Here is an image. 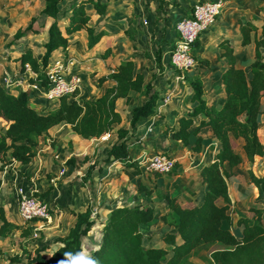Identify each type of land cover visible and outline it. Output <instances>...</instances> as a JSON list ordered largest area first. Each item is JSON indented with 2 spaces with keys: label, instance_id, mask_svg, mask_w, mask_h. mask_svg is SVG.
<instances>
[{
  "label": "trees",
  "instance_id": "obj_1",
  "mask_svg": "<svg viewBox=\"0 0 264 264\" xmlns=\"http://www.w3.org/2000/svg\"><path fill=\"white\" fill-rule=\"evenodd\" d=\"M161 0L158 8H162ZM42 8L19 34L40 33L47 25V37L42 42V54L37 57L33 51L25 47L15 57L18 61V72L25 73L28 64L35 76L29 78V83L47 87L49 84L46 67L54 51L66 49L69 46V36L78 31H84L87 36L88 49L96 45L104 35L102 30H96L90 24L91 17L88 7L98 15H105L109 0H42ZM191 10V8H190ZM37 23V26H35ZM242 45L252 41L250 33L254 32V59L246 69L236 67L233 62V47L227 40L219 43L223 48L221 56L229 58V65L221 74L224 88V99L220 106L208 104L203 98V82L198 71L190 77L182 78L192 90L190 95L191 110L178 116L174 125H164L163 130L171 133L175 140L183 145L189 144L191 135L196 138L191 146L199 151L202 137L199 131L203 127L210 130L212 138L219 143L214 160L204 165L200 171L202 183L206 184L203 200L200 204L193 202L194 195L184 189L183 201L168 192L155 191L143 184L138 187L139 193L151 196L153 193L159 199L165 200V211L161 215L163 222V245H146L141 226L154 218V208L150 204L135 202L131 205H119L111 208L104 220H101V238L85 258H81L83 239L92 230L98 220L97 214L92 216V209L84 210L68 208L75 220L68 228L65 236H58L54 243L57 248L49 255L44 251L48 245L23 248L25 264H188V258L201 250L207 251L203 264H264V225L251 224L248 217L240 216L235 224L242 225L241 235H235L224 228L222 222L233 223L229 212L227 178L232 174L223 164L230 168L243 162L242 155L235 149V141L242 139V152L248 161H253L255 155H264V143L258 135L261 106L264 100V21L256 26L250 21L240 22ZM258 35H260L258 37ZM159 46L155 53L156 65L161 67L163 47L172 49L174 43L161 33ZM110 48L106 47L102 58H106ZM207 64V61H200ZM169 72H176L169 69ZM146 73L135 68L132 58L119 61L110 68L106 76L94 78L98 85L109 80L112 85L106 86L104 92L96 98L79 100L77 92L61 96L54 109L38 111L29 104L28 90L18 86L8 88L0 82V118L5 126L0 128V185L1 172L11 163L17 161L28 164L35 157L37 148L46 143L49 129L61 122L70 125L72 131L82 138L100 137L110 131L115 132L116 140L111 144L102 158L103 163L118 161L123 167L139 166L138 159L133 158L129 150L140 144L133 133V128L145 118L155 115L154 107L158 91L153 82H145ZM132 92L142 93L145 97L139 105L131 110L129 127L116 125L121 122V114L116 108L118 98L129 99ZM200 115L199 120L195 117ZM264 135V129H263ZM49 143V142H48ZM168 153L167 151H164ZM84 158L82 162H86ZM64 164L77 167V158L69 156ZM178 163L167 173L176 175ZM90 169V168H89ZM90 171V170H89ZM99 171H101L99 169ZM88 172V171H87ZM250 180L258 190L264 191V176L255 177L250 174ZM189 193L190 196L187 195ZM44 196L47 192L37 194ZM223 200L225 204H219ZM256 215L264 211L251 208ZM12 221L0 206V236L5 237L9 230H19L22 236H30L32 226ZM3 250L0 248V256ZM9 260L16 262L18 255Z\"/></svg>",
  "mask_w": 264,
  "mask_h": 264
},
{
  "label": "crops",
  "instance_id": "obj_2",
  "mask_svg": "<svg viewBox=\"0 0 264 264\" xmlns=\"http://www.w3.org/2000/svg\"><path fill=\"white\" fill-rule=\"evenodd\" d=\"M42 5V0H0V82L3 85H5L4 78L6 77L10 78L13 81L19 78V80L23 82H29L28 79L34 77V73L32 71H25V73L22 74L18 72V61L15 60V57H17L25 47L30 48L33 51V54L37 57L42 54V42L47 37V26L50 23L51 19L47 20V25L42 28L40 33H29L24 36L21 35L18 38H15V36L19 34L20 30H23L26 27L33 16L37 15L38 11L42 8ZM189 13L190 8L184 10L182 17L189 15ZM172 17L175 19V21L178 19L176 14H174ZM246 21H250L256 26H260L263 23L264 0H225V4L220 14L217 16L215 23L210 28L205 30L194 44L193 52L198 61V67L195 71H198L199 78L204 84L203 98L208 104L220 106L225 96L223 84L221 82V74L229 65V58L227 56H221L223 52V48H220L219 46V43L221 41L227 40L233 47V62L235 63L236 67L246 69L250 66L254 59V32L250 33L252 39L250 43L246 45L241 44L242 34L240 31V22L244 23ZM174 23L175 22L169 24V33H165V38L168 40L169 46L171 45L170 43H174V41L176 40ZM35 26H37V23H35ZM84 33V31H78L70 35L69 46L66 49H58L54 51L51 55V58L67 57L74 60V71L80 73L83 78V87L77 94V98L81 97L83 99H88L84 98L82 95L87 88L88 70L90 69V67H93V64L91 63H93L92 61L94 57L90 55H92V53L96 51L98 43L102 40L100 39L96 46L93 48V51H91L92 53L89 54V58L82 60L84 57L88 56V52H86L87 50L85 49L87 48V36H85ZM103 36L101 38H103ZM259 36L260 35H258V37ZM167 49L168 46L163 47L162 56L168 58ZM103 61L108 64L111 61V57L107 56ZM200 61H207L208 63L200 64ZM169 69H172L170 64H168V66H165L164 70L162 69L164 72L160 75L162 77L164 76L167 88L160 89L155 85V83L154 85L155 89L158 91L157 100H159L160 96L163 94H171V100L168 105L161 111H156L154 107L157 113L155 115L143 118L139 122V124H137L133 128V133L138 136L140 144L134 148H131L129 150V153L133 158H138L143 153H148V151H167L168 149H170V152L172 153L171 155L176 159V162L178 163L176 171L179 172L181 169H184L189 172L187 173V177L183 180H180V177H183V175L185 174H182V176H172L169 184L170 186L167 187V189L171 192V195L177 196L180 200L183 201V195L181 193L175 194L172 193V191L175 188H179L181 189V191H184V189L186 188L191 192H194L193 196H190L189 193H187L188 196L193 198V202L196 204H200L203 200V194L206 190V184L202 183L201 181L200 171L204 165H207L214 160L215 154L219 149V143L212 138L209 128L203 127L199 131V134L202 137L201 148L199 151H194L192 150L191 146L196 138L195 135L190 136L188 145H183L180 140L173 139L171 133H167L163 130L164 125H174L177 121L178 116L185 113L186 111L191 110L192 108L190 102V95L192 93L191 88L182 80L176 81L174 77L175 72H169ZM108 72H110V70ZM108 72L101 75L106 76ZM194 72L188 73L187 77L193 75ZM107 81L103 82V84ZM110 85H112V82L104 86L94 84V88L99 92L97 97L104 92L106 86ZM14 86H18L21 89L20 84L15 83ZM28 92L29 104L31 107L38 111H45V109L48 108V103L50 102H47L43 98V96L39 92V89L33 88ZM54 108L55 107H52V109ZM200 118L201 116L198 115L195 117V120L197 121ZM258 119L259 123L260 120L262 123L261 126L259 125L258 131L261 129V132H263L264 104H262L261 106V112L258 115ZM64 125H68V129L72 131L69 124L61 122L49 129V136L51 135L52 137H54L55 129ZM4 126L5 121L0 118V127ZM72 133L73 140L79 141L78 139H85L80 135L74 133L73 131ZM48 138H46V143H43V147L39 148L38 146L36 155L30 163L21 164L17 161H14L8 168L1 172L2 183L0 185V206L3 207L7 216L8 213L13 209V207H16L17 205L15 198L16 191L18 189H29L31 187L32 182L28 181L27 178L22 177V174H30L29 179L33 180L35 178V175H37V173L40 171L41 165L43 163V157L40 155V151H48L49 149H51L49 145L50 143H48ZM85 140L102 141L100 137H92ZM236 141H238L240 145L238 152L243 157L242 163L249 165L248 167H245L246 170H243V168L241 167L242 163L232 168H230L226 162L223 164V167L226 170L235 171L237 174H231L226 180L229 198L228 206L230 215L233 218V223L228 224L226 221H223L222 226L231 230L235 235L240 236L243 226L235 224L234 221L236 218L240 216L248 217L251 224H256L260 221L264 222V213L261 216H258L250 210L251 208H259L264 211V191L258 190L256 185L250 180V174H253L255 177L264 176V155H255L253 161L250 162L246 159L245 155L242 152V139H238ZM262 142L264 143V137ZM132 151H135L136 155L132 154ZM115 163L119 162L113 161L109 163V165ZM68 167L62 166L63 169L61 170V173L67 174L69 171ZM121 167L123 166L121 165ZM105 171L107 170L103 169V172ZM98 172L99 169L97 170V173ZM191 173H194V180L198 179L199 181V184L196 185V187L191 184L192 178L189 177ZM57 178L58 177H54L53 179H51L52 183L53 180ZM136 179L137 183L141 181L142 184L145 185L143 173L138 174ZM147 179H149V177ZM158 179L159 178H157V180L155 181V184L157 185H159ZM149 187L152 188V185H150ZM82 189V191L78 192L80 194L79 197H77L76 195L72 196V194H68L67 192H65L62 197H60V201L58 203L60 206H64V208L60 209L58 217L61 218L64 215L69 217L68 223L65 226V234L61 236H65L67 234L68 228L75 220V217L68 211V208H73L75 210H84L88 206V202L91 201V197H93L91 193H89V191H87V193L84 191L83 187ZM162 192H166V190H163ZM56 193L60 195L61 192H59V189L55 186L53 195L57 198ZM88 194L89 196H87ZM100 194L101 192H99L98 194V199H101ZM130 197L131 196L129 195L128 198ZM132 198L133 200L131 202L124 203H115L114 200H111L110 198L109 201H111V203L107 202L104 205L105 213L101 217V219L99 221L97 220L96 222L104 220L111 208L119 205H131L135 202H141L144 204L147 203L153 206L154 218L152 221H154L157 214L156 206L158 205V203H161V209L159 212V218L161 219V215L164 213L166 205L164 199H159L155 193H153L151 196H147L145 193H139L137 189L134 192ZM219 204H225V202L223 200H219ZM244 208L246 209L244 210ZM152 221L141 226V231L143 234L144 232L142 229L144 227H148L152 223ZM100 227H102L101 223ZM85 237H88V235ZM85 237L83 239V242L86 239ZM100 238L101 232L99 235V239L95 242L93 248L98 245V243L100 242ZM57 246L58 244L56 245L55 249L57 248ZM86 256H83V258H85Z\"/></svg>",
  "mask_w": 264,
  "mask_h": 264
},
{
  "label": "rangeland",
  "instance_id": "obj_3",
  "mask_svg": "<svg viewBox=\"0 0 264 264\" xmlns=\"http://www.w3.org/2000/svg\"><path fill=\"white\" fill-rule=\"evenodd\" d=\"M160 1L109 0L105 15H98L94 9L90 6L88 7V13L91 17L90 24L96 30H102L106 36L101 38L102 41L98 43V47L93 53L91 51H93L96 45L92 49L85 48L88 56L82 60L89 58V54L91 53L92 55L90 56L94 58L93 63H91L93 67H90L88 70L87 88L82 95L84 98H95L99 94L93 86L97 84L94 78L104 76L101 74H106L117 62L129 57L133 59L137 70H142L146 73L145 82H153L160 89L167 88L164 76L162 77L160 75L164 72L165 66L169 64L168 58L165 56L161 58V67L163 70L155 62V53L157 46L160 44L161 33H169V24L175 22V19L172 17L174 14H176L177 18L182 17L184 10L191 8L199 0H164L162 2V8L159 9L158 4ZM144 21H147V24H144ZM84 34L86 36V33ZM106 47L110 48L108 57H111V61L108 64L103 61L105 58L101 57ZM185 77H187L186 73ZM110 82L107 81L100 85L104 86ZM144 97L142 93L132 92L128 100L125 98L117 99L116 108L121 114V122L116 127H129L131 110L134 106L139 105ZM78 99L82 100L83 98L80 97ZM48 104L49 106L45 110L52 109V107L56 106L57 102ZM261 124L260 120L259 125L261 126ZM111 133L112 137L107 140L90 141L78 139L79 141H76L73 140V133L68 129V125H64L55 129L54 137L49 136L48 142L50 143L51 149L48 151H40V155L43 157L40 171L35 175L33 180L29 179L30 174H22V177L32 182L31 187L24 190H34L37 194L47 192L42 197L46 198L51 206L50 218H44L36 224L24 225L25 227L34 226L38 232L37 236L32 235L33 229L31 235L28 237L22 236L20 231L16 229L9 230L5 237L0 236V247L3 250V255L0 256V264H25V257L22 253L23 248L31 249L34 246L48 245L49 248L44 251L45 255H49L55 249L57 244L54 243V239L57 236L65 234V226L69 218L66 215L61 218L58 217L60 209L64 208L58 202L65 192L79 197L80 194L78 192L83 190L82 187L85 192L89 191L93 197L88 202V206L92 209V216L97 214L98 221L105 213L104 205L107 202L111 203L109 201L110 198L115 203L131 202L133 200L134 192L142 184L141 181L137 183L136 178L138 174L143 173L145 186L149 187L152 185L155 191L162 192L166 190V192L171 193L167 187L170 186V180L174 176L172 174H159L142 170L140 164L136 168H127L121 167L119 163L112 165H109L111 162L108 164L103 163L102 158L111 144L116 140L115 132ZM258 135L263 140L264 135L261 129L258 131ZM41 147H43V143L39 145V148ZM239 148L238 141H235V149L238 151ZM155 152L158 151H148L147 154L151 155ZM167 152L172 154L170 149ZM132 154L136 155L135 151H132ZM71 155L77 158V167L72 168L67 166L69 168L68 173L62 174V166H66L64 161ZM84 158L87 160L86 163L82 162ZM248 165L242 163L241 167L243 170H246L245 167H248ZM98 169L101 171L97 173ZM103 169L107 171L103 172ZM188 172L187 170L181 169L179 172L176 171V175L182 176V174H185L183 177H180V180H183L187 177ZM231 172L232 174H237L235 171L231 170ZM54 177H58L53 180L55 185L51 181ZM148 177L149 179H147ZM189 177L192 178L191 184L196 187L199 181L198 179L194 180V173H191ZM157 178H159V185L155 184ZM55 186L61 192L60 195L56 193L57 198L53 195ZM178 189L175 188L172 193H181L182 195L185 193V191H181V189L178 191ZM99 192H101V199L97 198ZM129 195L131 196L130 198H128ZM156 208L157 214L154 221L148 227L142 229L145 234L144 241L146 245H163L161 240L163 232L162 221L159 218L161 203H158ZM8 216L16 222L24 223L19 218L17 205L8 213ZM259 223L264 225V222L260 221ZM100 232V222H96L90 233H88V237H85L81 258L88 255L93 249L95 242L99 239ZM16 254L18 255L16 262L9 260V258ZM207 255V251H198L188 258V264H203V260Z\"/></svg>",
  "mask_w": 264,
  "mask_h": 264
},
{
  "label": "built area",
  "instance_id": "obj_4",
  "mask_svg": "<svg viewBox=\"0 0 264 264\" xmlns=\"http://www.w3.org/2000/svg\"><path fill=\"white\" fill-rule=\"evenodd\" d=\"M224 4L225 0H199L192 5L189 15L175 21L176 40L167 54L171 68L178 72L174 75L176 81H181L185 77V73L188 74L197 69L198 61L193 52L194 44L202 33L215 23ZM143 23L147 24V21ZM74 64L72 58H50L46 67V75L49 80L47 87L23 82L19 78L13 81L6 77L4 83L9 88H13L17 83L20 84L23 90L39 89L40 94L47 102L55 103L63 95L75 92L78 94L83 87V78L80 73L74 71ZM25 71H32L28 64L25 65ZM170 100L171 94L161 95L155 105L156 111L165 108ZM110 137H112V133L108 131L100 136V139L107 140ZM137 159L142 170L159 174L171 172L176 162V159L170 153L164 151H158L151 155L143 153ZM15 198L17 212L23 222L36 224L44 218H50L51 206L49 201L42 196H37L34 190L18 189ZM32 229V235L37 236V229L34 226H32Z\"/></svg>",
  "mask_w": 264,
  "mask_h": 264
},
{
  "label": "clouds",
  "instance_id": "obj_5",
  "mask_svg": "<svg viewBox=\"0 0 264 264\" xmlns=\"http://www.w3.org/2000/svg\"><path fill=\"white\" fill-rule=\"evenodd\" d=\"M89 264H98V261H89Z\"/></svg>",
  "mask_w": 264,
  "mask_h": 264
}]
</instances>
